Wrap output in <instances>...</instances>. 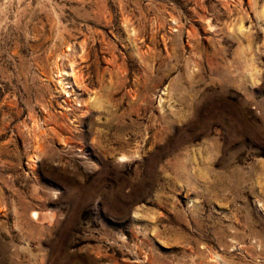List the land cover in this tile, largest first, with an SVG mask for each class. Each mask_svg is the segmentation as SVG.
Returning a JSON list of instances; mask_svg holds the SVG:
<instances>
[{
  "label": "rangeland",
  "instance_id": "obj_1",
  "mask_svg": "<svg viewBox=\"0 0 264 264\" xmlns=\"http://www.w3.org/2000/svg\"><path fill=\"white\" fill-rule=\"evenodd\" d=\"M0 264H264V0H0Z\"/></svg>",
  "mask_w": 264,
  "mask_h": 264
},
{
  "label": "bare ground",
  "instance_id": "obj_2",
  "mask_svg": "<svg viewBox=\"0 0 264 264\" xmlns=\"http://www.w3.org/2000/svg\"><path fill=\"white\" fill-rule=\"evenodd\" d=\"M69 73V72H68ZM69 94V93H68Z\"/></svg>",
  "mask_w": 264,
  "mask_h": 264
}]
</instances>
